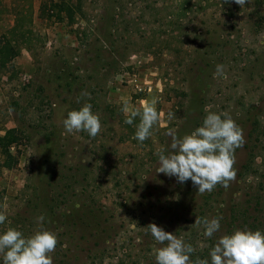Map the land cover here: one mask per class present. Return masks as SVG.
I'll return each instance as SVG.
<instances>
[{"label": "rangeland", "instance_id": "374dc122", "mask_svg": "<svg viewBox=\"0 0 264 264\" xmlns=\"http://www.w3.org/2000/svg\"><path fill=\"white\" fill-rule=\"evenodd\" d=\"M10 1L0 43L18 54L0 69V233H55L53 264H156L150 223L191 245L193 264H210L222 235L264 233V0H63L71 12L16 0L15 19ZM153 99L162 115L140 142V118L127 124L122 109ZM85 103L100 118L95 138L63 126ZM209 112L230 115L244 143L235 180L201 195L156 169L166 133L190 134ZM196 218L221 227L206 237Z\"/></svg>", "mask_w": 264, "mask_h": 264}, {"label": "clouds", "instance_id": "9594fccd", "mask_svg": "<svg viewBox=\"0 0 264 264\" xmlns=\"http://www.w3.org/2000/svg\"><path fill=\"white\" fill-rule=\"evenodd\" d=\"M229 0H224L228 3ZM241 8L250 0H234ZM224 66H216V74L223 73ZM155 99L146 102L141 109L129 110L127 104L122 111L125 123L132 124L136 117L140 118L136 126L134 139L145 141L151 135L161 115L156 110ZM91 104L85 103L78 110L67 112L63 126L67 133L87 132L95 138L101 130L98 115L92 112ZM223 117V118H222ZM171 118V114H169ZM171 137L170 153H158L157 173L176 177L184 183L191 180L199 194L211 192L220 184L227 188L236 178L235 150L243 146L244 136L235 121L227 113L209 112L202 125L190 134L178 137L174 130L166 133ZM7 219L0 212V224ZM43 221V217H38ZM195 224L204 226V235L212 237L221 227L217 218H196ZM154 240L162 245L154 249L156 264H193L190 254L194 252L191 245L166 232L155 223L146 226ZM55 233L46 229L37 230L29 237L15 228L9 227L0 233V257L2 264H53L51 253L57 245ZM210 264H264V233L260 230H235L218 238L210 253ZM195 264H209V260L197 259Z\"/></svg>", "mask_w": 264, "mask_h": 264}, {"label": "trees", "instance_id": "16d2710c", "mask_svg": "<svg viewBox=\"0 0 264 264\" xmlns=\"http://www.w3.org/2000/svg\"><path fill=\"white\" fill-rule=\"evenodd\" d=\"M55 6L57 10H67L71 12V7L65 1L61 0L60 3L55 2L52 6ZM18 54V49L11 40H5L0 43V69L3 68L15 55ZM10 135L6 138V141L2 143V150L5 153V158H12L9 146L11 145Z\"/></svg>", "mask_w": 264, "mask_h": 264}, {"label": "crops", "instance_id": "0c3cea01", "mask_svg": "<svg viewBox=\"0 0 264 264\" xmlns=\"http://www.w3.org/2000/svg\"><path fill=\"white\" fill-rule=\"evenodd\" d=\"M38 3H40V0L38 1ZM15 5H16V0H11L10 1V6H11L10 13L12 14V18L13 19L17 18L16 13H15V10H14V6Z\"/></svg>", "mask_w": 264, "mask_h": 264}]
</instances>
